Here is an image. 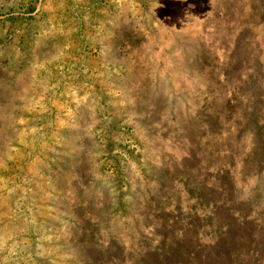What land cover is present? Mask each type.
Listing matches in <instances>:
<instances>
[{
    "label": "rangeland",
    "instance_id": "374dc122",
    "mask_svg": "<svg viewBox=\"0 0 264 264\" xmlns=\"http://www.w3.org/2000/svg\"><path fill=\"white\" fill-rule=\"evenodd\" d=\"M257 119L264 0H0V264H83L108 235L134 264L223 163L208 133Z\"/></svg>",
    "mask_w": 264,
    "mask_h": 264
},
{
    "label": "trees",
    "instance_id": "16d2710c",
    "mask_svg": "<svg viewBox=\"0 0 264 264\" xmlns=\"http://www.w3.org/2000/svg\"><path fill=\"white\" fill-rule=\"evenodd\" d=\"M216 119L220 124V119ZM175 120L177 122L181 119L178 117ZM260 123V119H257L253 126L249 120L250 125L245 130L233 131L230 142L234 146H228V139L222 142L217 139L216 133H208L211 141L205 143L204 147L217 157L219 155L223 163L210 171V166L202 162L206 166L204 169L208 171L204 172V180L198 183L200 190L198 188L199 191L193 196L195 203L191 208L192 214L177 216L170 211L166 215V226L169 223L171 226L168 229H151L148 224V237L142 234L144 232L139 227L137 232L142 246L131 244L134 264H264V250L261 247L264 238V213L258 207L260 199L256 198L259 197L257 188L264 180V154L260 155L264 150V125ZM248 133L253 143L247 150L245 141ZM195 158V153L190 152L182 160L195 167L196 164L192 163ZM205 187H208L209 194H203ZM245 191L251 197L243 198ZM259 194L264 198V194ZM157 201L160 203H157L158 212L167 211V207ZM204 201L213 212L207 223L198 212ZM194 207H198L197 212ZM182 217H187L186 222ZM102 244L94 247L99 248V257L96 259L90 254L91 250H88L89 253L83 256V264L122 262L109 255L112 249L119 246L118 238L108 235Z\"/></svg>",
    "mask_w": 264,
    "mask_h": 264
}]
</instances>
